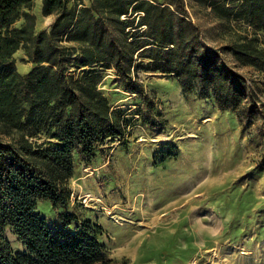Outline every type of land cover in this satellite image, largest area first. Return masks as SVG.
Returning a JSON list of instances; mask_svg holds the SVG:
<instances>
[{
  "label": "trees",
  "instance_id": "1",
  "mask_svg": "<svg viewBox=\"0 0 264 264\" xmlns=\"http://www.w3.org/2000/svg\"><path fill=\"white\" fill-rule=\"evenodd\" d=\"M190 1L43 0L42 16L55 19L40 30L35 0H0V264L102 260L103 227L68 209L78 165L96 164L108 141L126 143L129 120L100 88L105 72L150 112L155 105L141 71L169 74L185 96L251 123L258 94L236 67L264 68V0H200L221 30L232 32L219 48L204 42ZM239 21L249 28L235 30ZM20 51L32 64L25 73ZM232 191L229 235L240 241L262 215L252 191ZM43 199L57 210L54 225L38 210ZM6 228L22 249L12 246ZM257 233L264 239V224Z\"/></svg>",
  "mask_w": 264,
  "mask_h": 264
},
{
  "label": "rangeland",
  "instance_id": "2",
  "mask_svg": "<svg viewBox=\"0 0 264 264\" xmlns=\"http://www.w3.org/2000/svg\"><path fill=\"white\" fill-rule=\"evenodd\" d=\"M190 6L204 42L225 45L232 32L221 30L202 1ZM40 11L37 0L35 13ZM233 25L240 32L249 28L241 21ZM48 26L43 19L38 29ZM224 58L235 66L231 53ZM16 59L21 73L31 68L22 51ZM236 70L258 94L251 123L214 102L185 96L169 74L141 71L155 105L150 112L139 95L111 84V71L104 73L100 88L113 109L123 110L129 128L126 143L106 142L101 162L81 163L70 182L69 212L103 227L106 250L93 264H264V239L257 233L264 224V68ZM89 166L94 173L85 170ZM236 185L259 199L255 210L262 215L240 241L229 235L234 213L226 201L236 200ZM86 194L93 198L87 206L79 200ZM38 210L52 225L59 220L50 200H41ZM5 234L14 248H23L11 228Z\"/></svg>",
  "mask_w": 264,
  "mask_h": 264
},
{
  "label": "crops",
  "instance_id": "3",
  "mask_svg": "<svg viewBox=\"0 0 264 264\" xmlns=\"http://www.w3.org/2000/svg\"><path fill=\"white\" fill-rule=\"evenodd\" d=\"M40 1V4H41V8H42V2H43V0H39ZM86 2H88V0H85ZM36 3H37V0H35V7H36ZM35 7H34V13H35ZM37 15V14H36ZM38 16V15H37ZM43 19H48V21H49V26H50V24L54 21V19H55V16L54 15H51V16H46V17H44V16H42V14H41V11H40V15L38 16V24H39V21H42ZM48 26V27H49ZM47 27V28H48ZM46 28V29H47ZM126 99V98H125ZM121 100H124V99H121ZM101 159H102V155L98 158V164H99V162H101ZM81 165H83V164H79L78 165V167L76 168V171H75V174H74V177H76L77 176V172L79 171V169L81 168ZM73 177V178H74ZM81 178H83V177H81V176H78L77 178H76V180H79V179H81Z\"/></svg>",
  "mask_w": 264,
  "mask_h": 264
},
{
  "label": "built area",
  "instance_id": "4",
  "mask_svg": "<svg viewBox=\"0 0 264 264\" xmlns=\"http://www.w3.org/2000/svg\"><path fill=\"white\" fill-rule=\"evenodd\" d=\"M88 173H94V169L93 167L89 166L85 169ZM73 196V195H72ZM79 200H82L81 203H83L85 206H87V203L91 200H93V198L91 197L90 194H86L84 196H79Z\"/></svg>",
  "mask_w": 264,
  "mask_h": 264
},
{
  "label": "bare ground",
  "instance_id": "5",
  "mask_svg": "<svg viewBox=\"0 0 264 264\" xmlns=\"http://www.w3.org/2000/svg\"><path fill=\"white\" fill-rule=\"evenodd\" d=\"M107 210V209H106ZM111 212V210L109 211V213ZM112 213V212H111ZM163 217H165V216H163ZM166 218V217H165ZM157 220H158V218H157ZM162 221V220H161Z\"/></svg>",
  "mask_w": 264,
  "mask_h": 264
}]
</instances>
